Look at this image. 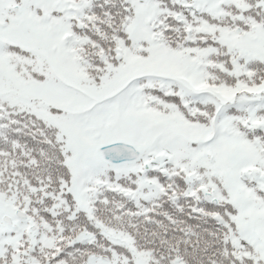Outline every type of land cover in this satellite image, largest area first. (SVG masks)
Masks as SVG:
<instances>
[{"label": "snow or ice", "instance_id": "1", "mask_svg": "<svg viewBox=\"0 0 264 264\" xmlns=\"http://www.w3.org/2000/svg\"><path fill=\"white\" fill-rule=\"evenodd\" d=\"M0 264H264V0H0Z\"/></svg>", "mask_w": 264, "mask_h": 264}]
</instances>
